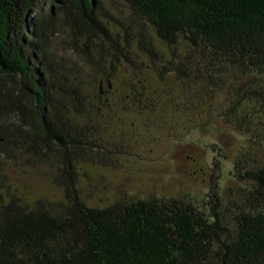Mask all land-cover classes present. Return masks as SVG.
I'll return each instance as SVG.
<instances>
[{
    "label": "trees",
    "instance_id": "trees-1",
    "mask_svg": "<svg viewBox=\"0 0 264 264\" xmlns=\"http://www.w3.org/2000/svg\"><path fill=\"white\" fill-rule=\"evenodd\" d=\"M41 1L0 0V264H264V0ZM59 14L75 56L50 44ZM171 107L246 134L231 183L218 160L201 201L91 204L82 163L124 151L112 120ZM10 162L51 166L63 196L25 198Z\"/></svg>",
    "mask_w": 264,
    "mask_h": 264
},
{
    "label": "rangeland",
    "instance_id": "rangeland-1",
    "mask_svg": "<svg viewBox=\"0 0 264 264\" xmlns=\"http://www.w3.org/2000/svg\"><path fill=\"white\" fill-rule=\"evenodd\" d=\"M54 4L52 0H42L39 10L47 14ZM50 20L54 22L50 38L54 51L75 56L63 17L59 14ZM174 79L170 77V81ZM122 87V83H114L116 96ZM168 105L163 106L168 108ZM173 108L150 124L144 114L134 111L123 112L112 120L110 132L123 144L124 151L112 152L111 157L119 159L106 165L82 163L81 186L91 204L112 203L123 192L136 196L183 194L201 201L209 191L211 173L218 160L219 184L224 187L231 183L233 158L247 144L246 134L227 125L218 116L219 108L210 107L203 112ZM225 152L227 157L220 154ZM7 171L25 198L63 196L62 187L53 181L49 165L32 167L10 162Z\"/></svg>",
    "mask_w": 264,
    "mask_h": 264
}]
</instances>
